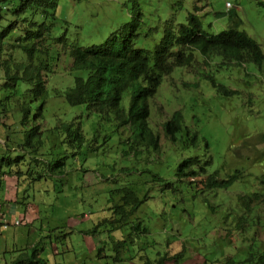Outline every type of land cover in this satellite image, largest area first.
I'll use <instances>...</instances> for the list:
<instances>
[{"label":"rangeland","instance_id":"obj_1","mask_svg":"<svg viewBox=\"0 0 264 264\" xmlns=\"http://www.w3.org/2000/svg\"><path fill=\"white\" fill-rule=\"evenodd\" d=\"M125 2L61 0L58 14L65 20L63 32L81 45L102 42L130 19ZM157 2L146 6L147 16L157 18ZM175 2L179 19L194 12L208 33L227 28L231 23L228 12L236 9L242 19L239 29L253 37L264 51V7L259 0ZM220 11L225 15L217 17ZM203 62L197 52L193 73L175 67L149 99L148 124L160 137L157 150L137 142L130 125L117 127L113 114L107 120L84 107L61 106L68 114L83 115V132L88 141L95 139L96 150L84 147L80 159L74 165L70 161L72 171L63 181V191L60 181L53 178L28 185V180L18 183L16 176L4 175V199L18 197L27 205L18 204L21 207L15 213L10 201L4 203L9 206H5L7 220L14 219V223L1 232L5 235L1 244L17 243V248L29 250L30 257L29 248L38 243V249L43 247L40 257L47 264H147L148 260L156 264L162 258V264H228L227 259H233L234 264H250V253L259 252L264 245V69L251 62L222 67L216 59L208 60L206 65ZM70 66V61H61L51 87H60ZM210 77L238 93L218 92ZM59 101L52 100L51 104ZM122 105L128 108V96ZM177 110L183 112L191 133L199 130L200 136L208 138V150L202 142L198 149L166 138L163 125ZM54 113L57 116L45 126L65 117L61 112ZM4 135L0 129V144ZM193 153L212 156L209 173L220 170L222 176H227L240 170L242 174L229 187L204 192L181 183L177 184L178 190L163 189L154 180L155 172L172 177L178 159ZM127 185L148 198L122 228L114 231L119 238L126 237L118 247L111 239L115 236L111 223L99 226L95 233L92 230L101 220L112 218L111 207L118 194L113 195L111 190ZM254 193L259 197L250 204L252 209L244 210L240 198L246 196L249 200ZM238 214L247 220L254 215L247 221V232L237 227ZM16 220L19 223L15 224ZM138 224L148 232L137 234L134 227ZM103 240L112 242L105 244Z\"/></svg>","mask_w":264,"mask_h":264},{"label":"trees","instance_id":"obj_2","mask_svg":"<svg viewBox=\"0 0 264 264\" xmlns=\"http://www.w3.org/2000/svg\"><path fill=\"white\" fill-rule=\"evenodd\" d=\"M152 1L155 4L159 1L157 18L147 16L146 6ZM176 1L180 4L183 0ZM60 2L0 0V129L5 132L0 144L1 206L11 201L4 199V175L16 176L18 183L28 180V185L53 178L60 181V191H63V181L72 171V166H68L70 161L73 160L74 165L84 147L96 150L95 139L88 141L83 132V115L68 114L61 106L84 107L107 120H111L108 115L113 114L117 127L130 125L137 142L157 150L160 137L154 135L148 124L149 99L157 94L164 76L171 74L175 67H185L193 73L198 52L204 58L203 65L216 59L220 61L219 67L251 62L260 70L264 69V51L253 37L239 29L242 19L236 9L228 12L231 23L227 28L208 33L194 12L190 11L184 19H179L174 9L175 0H126L125 8L130 19L104 41L81 45L63 32L65 20L58 14ZM258 3L264 7V0ZM172 9L174 12L170 13ZM216 15L222 17L225 13L220 11ZM62 60L71 63L68 77L61 80L60 87H51V79ZM210 79L218 92L226 95L238 93L215 78ZM126 96L129 97L128 108L122 105ZM55 99L60 101L51 104ZM54 111L65 117L45 126L57 116ZM163 129L172 143L177 140L180 144H191L193 148L199 149L203 144L207 150L210 148L208 138L200 136L199 130L190 132L181 110L173 113ZM211 164V155L193 153L178 159L172 177L155 172L153 178L163 189L178 190L177 184L181 183L204 192L229 187L242 174L240 170L227 173V176H222L220 170L209 173ZM111 192L118 194L111 207L114 209L112 218L101 220L92 230L94 233L108 222L112 224L113 232L119 230L148 198L139 196L129 185ZM258 197V193L252 194L249 200L242 196L244 210H251L250 204ZM14 201L27 205L18 197ZM238 215L237 227L247 232V221L254 215L248 220L243 214ZM134 228L137 234L148 232L140 224ZM111 239L118 247L126 241L125 236ZM41 250L43 247L38 249V243H35L26 262L19 258L10 264H47L40 257ZM162 260L156 264H162ZM248 261L250 264H264V245L259 252L250 253ZM147 263L155 264L151 260ZM227 263L234 264L235 261L227 259Z\"/></svg>","mask_w":264,"mask_h":264},{"label":"crops","instance_id":"obj_3","mask_svg":"<svg viewBox=\"0 0 264 264\" xmlns=\"http://www.w3.org/2000/svg\"><path fill=\"white\" fill-rule=\"evenodd\" d=\"M8 192H10V191H8ZM9 200H11L10 202L13 205V207L15 209V213H16V211L18 210V208L21 207V206H19L21 204L18 205V203H15V201H14L15 200V197L14 198H11ZM5 206H8V203L7 204H3L2 206L0 205V264H10L14 260H17L19 258H21L20 260H24V262H26V260L29 258L28 257V251H29L28 249L27 250H24V249H21L19 247L17 248L16 247L17 246L16 245L17 243L13 244L12 246H8L5 242L3 244H1L3 242V240H4V238H5V235H1V232L4 229H6L10 224H13L14 223V219L11 222H9L7 220L8 215H7L6 211H5ZM24 211L26 212L27 210L24 208ZM13 214H14V212H13ZM17 221L18 220L15 221V224H17L16 223ZM113 235H115L116 238H119L118 236H116L115 232H114ZM103 242L105 244H109V242H112V241L109 240L107 242V241H104L103 240ZM31 247L29 248L30 250H31Z\"/></svg>","mask_w":264,"mask_h":264},{"label":"built area","instance_id":"obj_4","mask_svg":"<svg viewBox=\"0 0 264 264\" xmlns=\"http://www.w3.org/2000/svg\"><path fill=\"white\" fill-rule=\"evenodd\" d=\"M228 6H230V5H228ZM16 223H19V222L17 221Z\"/></svg>","mask_w":264,"mask_h":264},{"label":"clouds","instance_id":"obj_5","mask_svg":"<svg viewBox=\"0 0 264 264\" xmlns=\"http://www.w3.org/2000/svg\"><path fill=\"white\" fill-rule=\"evenodd\" d=\"M229 7H231V5Z\"/></svg>","mask_w":264,"mask_h":264}]
</instances>
